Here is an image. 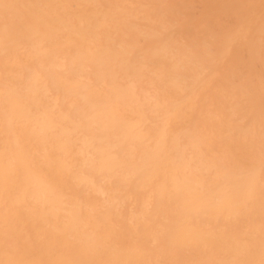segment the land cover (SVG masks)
Wrapping results in <instances>:
<instances>
[{
	"label": "bare ground",
	"instance_id": "1",
	"mask_svg": "<svg viewBox=\"0 0 264 264\" xmlns=\"http://www.w3.org/2000/svg\"><path fill=\"white\" fill-rule=\"evenodd\" d=\"M262 249L261 0H0V261Z\"/></svg>",
	"mask_w": 264,
	"mask_h": 264
},
{
	"label": "snow or ice",
	"instance_id": "2",
	"mask_svg": "<svg viewBox=\"0 0 264 264\" xmlns=\"http://www.w3.org/2000/svg\"><path fill=\"white\" fill-rule=\"evenodd\" d=\"M262 5H264V0H261ZM238 33H233L232 37L230 38L229 44L224 47V54L230 51L231 42H234ZM19 244V242H17ZM0 264H37V262L30 261V260H16V259H9L0 261ZM199 264H264V249H262L261 259L257 261L252 260H229V261H202Z\"/></svg>",
	"mask_w": 264,
	"mask_h": 264
}]
</instances>
